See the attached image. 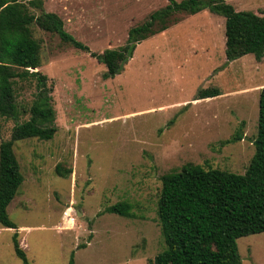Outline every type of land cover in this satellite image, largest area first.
Masks as SVG:
<instances>
[{"label":"rangeland","instance_id":"rangeland-1","mask_svg":"<svg viewBox=\"0 0 264 264\" xmlns=\"http://www.w3.org/2000/svg\"><path fill=\"white\" fill-rule=\"evenodd\" d=\"M168 2L43 0L31 11L57 13L70 34L101 53L125 44L132 27ZM226 2L264 15V0ZM225 20L208 9L183 13L106 78V65L90 52L34 24L57 131L16 140L24 181L8 207L32 264H68L72 252L75 264H154L165 247L157 215L163 175L189 162L245 173L256 148L264 57L228 62ZM216 87L220 95L196 98ZM36 92L35 81L19 82L20 117L0 118V142L30 118ZM239 128L243 139L225 143ZM57 165L70 174L59 175ZM119 201L130 202L134 216L108 210ZM0 228V264H25L14 232ZM238 248L244 264H264V232L238 238Z\"/></svg>","mask_w":264,"mask_h":264},{"label":"trees","instance_id":"trees-1","mask_svg":"<svg viewBox=\"0 0 264 264\" xmlns=\"http://www.w3.org/2000/svg\"><path fill=\"white\" fill-rule=\"evenodd\" d=\"M31 7L42 9L43 0H0V118L19 119V82L35 81L37 88L30 118L17 122L12 137L0 142V224L3 227L18 228L8 212L24 181L14 151L16 140L51 139L57 131L48 77L38 69L42 65V43L34 35V24L57 33L65 43L90 52L106 65L105 78L124 71L138 44L167 30L180 20L181 14H196L206 9L226 19L228 62L247 54H254L258 60L264 57V15L237 10L226 0H169L132 27L125 44L101 53L91 51L70 34L57 13L42 11L36 15ZM220 94L217 87L203 88L196 98ZM1 129L0 123V134ZM243 137L239 128L225 143ZM254 145L255 153L243 174L189 162L180 170L163 175L157 215L165 247L155 256L154 264H244L238 238L264 232V87L259 96L258 134ZM56 170L64 177L71 172L61 165ZM132 209L128 201H119L108 208L127 217L134 216ZM13 246L16 255L30 264L17 233L13 236ZM68 264H75L73 252Z\"/></svg>","mask_w":264,"mask_h":264},{"label":"crops","instance_id":"crops-1","mask_svg":"<svg viewBox=\"0 0 264 264\" xmlns=\"http://www.w3.org/2000/svg\"><path fill=\"white\" fill-rule=\"evenodd\" d=\"M0 226H2V225H0ZM4 228H6V230H9V231H13L14 233H13V236L17 233L18 234V239L20 238L19 237V234H20V231H21V229L22 228H18V230H16L17 228H8V227H4ZM1 230H4L3 228H0ZM26 231H28L29 232V230H26ZM22 235V234H21ZM24 235V234H23ZM21 240H22V238H21ZM12 241H13V237H12ZM20 242V241H19ZM22 242V241H21ZM20 245H21V243H20ZM14 247V246H13ZM21 247L25 250V252H26V254L28 253L27 252V249H28V247H27V243L25 244V242L23 243V245H21ZM15 251V250H14ZM16 254V253H15ZM27 256H28V254H27ZM18 257V256H17ZM28 259H29V261H30V264H32V259H31V257L30 256H28Z\"/></svg>","mask_w":264,"mask_h":264}]
</instances>
